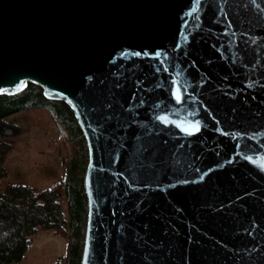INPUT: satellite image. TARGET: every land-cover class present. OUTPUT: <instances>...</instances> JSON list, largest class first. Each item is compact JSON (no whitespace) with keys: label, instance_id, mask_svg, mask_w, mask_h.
I'll use <instances>...</instances> for the list:
<instances>
[{"label":"water","instance_id":"1","mask_svg":"<svg viewBox=\"0 0 264 264\" xmlns=\"http://www.w3.org/2000/svg\"><path fill=\"white\" fill-rule=\"evenodd\" d=\"M28 81L86 141L80 264H264V0H0Z\"/></svg>","mask_w":264,"mask_h":264},{"label":"trees","instance_id":"2","mask_svg":"<svg viewBox=\"0 0 264 264\" xmlns=\"http://www.w3.org/2000/svg\"><path fill=\"white\" fill-rule=\"evenodd\" d=\"M42 89L28 81L18 93H0V264L21 260L41 230L59 234L66 241L64 253L48 264L81 261L87 212L83 186L86 141L69 104L47 98ZM14 114L18 116L8 118ZM43 125L58 131L52 140L64 151L62 179L39 189L16 182L3 187L6 158L14 147L10 138Z\"/></svg>","mask_w":264,"mask_h":264},{"label":"rangeland","instance_id":"3","mask_svg":"<svg viewBox=\"0 0 264 264\" xmlns=\"http://www.w3.org/2000/svg\"><path fill=\"white\" fill-rule=\"evenodd\" d=\"M18 114L8 118L17 117ZM58 137L54 126H34L30 132L11 137L14 147L7 155L6 175L2 186L11 182L27 183L39 189L54 180H61L64 173L63 149L54 144ZM65 238L48 231H39L29 249L19 261L8 264H48L65 251Z\"/></svg>","mask_w":264,"mask_h":264},{"label":"snow or ice","instance_id":"4","mask_svg":"<svg viewBox=\"0 0 264 264\" xmlns=\"http://www.w3.org/2000/svg\"><path fill=\"white\" fill-rule=\"evenodd\" d=\"M177 92H179V89H177ZM176 99H177V101H179L180 99H181V97H180V95H176ZM200 129H199V125H197L196 127H195V131H199Z\"/></svg>","mask_w":264,"mask_h":264}]
</instances>
